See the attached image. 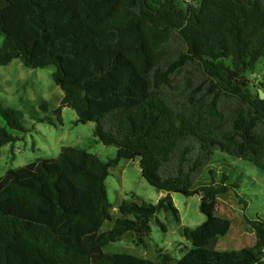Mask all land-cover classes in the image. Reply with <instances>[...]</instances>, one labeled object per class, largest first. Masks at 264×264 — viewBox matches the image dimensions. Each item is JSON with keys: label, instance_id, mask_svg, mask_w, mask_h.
I'll return each instance as SVG.
<instances>
[{"label": "trees", "instance_id": "obj_1", "mask_svg": "<svg viewBox=\"0 0 264 264\" xmlns=\"http://www.w3.org/2000/svg\"><path fill=\"white\" fill-rule=\"evenodd\" d=\"M0 65H54L64 106L75 123L93 121V135L115 146L103 160L62 146L57 157L9 168L0 176V264H171L124 252H103L128 232L143 243L149 222L170 212L171 193L199 195L205 219L181 234L190 247L173 264H264V221H248L251 248L210 249L230 221L215 214L218 197L236 183L193 185L216 150L264 170L263 96L247 73L264 60V0H0ZM29 115L48 121V103ZM9 129L25 132L23 110L0 106ZM18 139L0 127V148ZM138 158L141 176L160 192L156 203L123 201L112 228L105 180L122 158ZM212 172V170H209ZM244 201V200H241Z\"/></svg>", "mask_w": 264, "mask_h": 264}, {"label": "rangeland", "instance_id": "obj_2", "mask_svg": "<svg viewBox=\"0 0 264 264\" xmlns=\"http://www.w3.org/2000/svg\"><path fill=\"white\" fill-rule=\"evenodd\" d=\"M188 1L190 0H182L184 8ZM1 42L0 34V45ZM54 70V65L43 68L25 67L19 58L7 65H0V106L23 110L22 121L26 128L25 132L9 129L0 114V127H6L18 138L0 148V176L9 168L39 158L57 157L61 147L67 145L85 148L103 160L115 156V146L105 145L93 135V121L75 123L77 114L68 106L62 108L61 120H58L53 109L59 105L63 92L52 80L51 73ZM247 78L251 91L262 95L259 85L261 82L264 84V60L258 63L253 73H247ZM41 100L48 103L49 110L46 114L38 113V116H47L51 123L39 122L28 113L27 106L33 105L39 110L38 102ZM202 169L192 180L194 186L212 180L219 182L222 174L227 175V184H237L236 188H230L226 194L218 197L219 204L215 214L227 218L230 226L224 235L212 238L208 248L236 251L244 247L251 248L255 242V234L248 221H264V170L248 160L232 157L219 150L213 153ZM108 171L105 184L111 204V219L104 221L100 231L112 228L115 218L120 216L118 206L123 201L156 203L164 195L141 176L137 157L122 158ZM170 195L178 210L179 221L170 212L159 211L156 217L164 223L165 230L153 218L149 222L150 232L143 237V243H135V235L128 232L120 240L106 244L102 248L103 252L130 253L157 261V250L162 249L174 258L171 262L173 264L182 255L181 251L190 247L189 240L181 234L182 228L196 227L204 221L205 216L199 209V195L184 196L175 192Z\"/></svg>", "mask_w": 264, "mask_h": 264}, {"label": "water", "instance_id": "obj_3", "mask_svg": "<svg viewBox=\"0 0 264 264\" xmlns=\"http://www.w3.org/2000/svg\"><path fill=\"white\" fill-rule=\"evenodd\" d=\"M260 96H263V94L262 95H260ZM166 194V192H164V195Z\"/></svg>", "mask_w": 264, "mask_h": 264}]
</instances>
